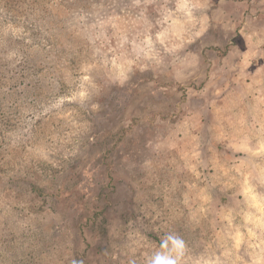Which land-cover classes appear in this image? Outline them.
<instances>
[{
    "label": "rangeland",
    "instance_id": "374dc122",
    "mask_svg": "<svg viewBox=\"0 0 264 264\" xmlns=\"http://www.w3.org/2000/svg\"><path fill=\"white\" fill-rule=\"evenodd\" d=\"M264 264V0H0V264Z\"/></svg>",
    "mask_w": 264,
    "mask_h": 264
},
{
    "label": "clouds",
    "instance_id": "9594fccd",
    "mask_svg": "<svg viewBox=\"0 0 264 264\" xmlns=\"http://www.w3.org/2000/svg\"><path fill=\"white\" fill-rule=\"evenodd\" d=\"M185 247L180 236L168 233L160 242V250L148 259L147 264H180Z\"/></svg>",
    "mask_w": 264,
    "mask_h": 264
}]
</instances>
